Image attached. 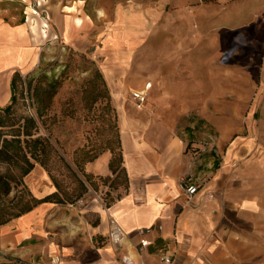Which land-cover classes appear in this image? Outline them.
Here are the masks:
<instances>
[{
  "label": "crops",
  "instance_id": "0c3cea01",
  "mask_svg": "<svg viewBox=\"0 0 264 264\" xmlns=\"http://www.w3.org/2000/svg\"><path fill=\"white\" fill-rule=\"evenodd\" d=\"M195 1V9L200 8L195 14L200 19L195 29L197 36L212 39L216 53L217 46H221L218 39L226 34L231 35L232 44L260 49L252 94L248 93L246 101L238 100L243 73L238 74L241 67L237 63H230L222 72L221 77L230 80L228 100L224 102L222 87L215 82L208 89L200 84L198 89L193 88L197 97L179 102V96L187 93L185 88L176 86L173 75L159 78L157 73L155 82L166 80L163 94L177 96L175 102L180 106L176 109L203 115L205 122L197 124L198 131L184 138L163 122L138 118L152 91V82L131 91L144 90L146 94L142 104L132 99L135 108L122 101L121 96L137 83L136 77L130 81L120 76L115 81L114 75L106 72L107 84L118 103L120 170L127 183L110 192L108 205L103 198L108 186L98 191L88 187L73 203H42L1 226L6 246L18 255L39 264H122V255L144 264H164L162 253L172 257V264H264V0H216L200 6ZM38 2L43 4L40 10L45 15L29 18L24 16L28 13L26 0H0V80H5L0 83V108L10 101L12 75L19 72L25 77L33 72L43 61L45 47L58 38L72 40L80 28L74 21L83 18L74 14V6H70L72 12L59 13L54 10L56 4L50 12L47 0ZM184 8L182 14L186 18ZM75 9L78 11L80 6ZM133 12L140 14L136 9L126 14ZM46 23L51 26L49 38L45 36ZM178 24L166 23V31L173 32ZM182 24L190 29V23ZM50 36L57 40L52 42ZM181 42L188 53L189 41ZM125 47L127 50L112 60L122 72L129 64L131 50L127 40L121 50ZM223 52L232 53V57L239 55L237 49ZM207 60L202 54L197 58L199 79L207 73L208 78H217L219 69L212 70ZM191 61L184 53H172L166 58L172 73L182 76L187 71L181 70L179 64ZM207 112L212 113L206 116ZM208 138L211 141L205 152L199 154L201 142ZM111 157L107 153L89 162L85 173L113 178ZM192 160L195 163L189 173ZM30 173L27 184L37 198L53 192L46 186L49 179L44 170L35 168ZM187 175L200 183L191 198L180 186ZM111 221L124 233L119 246L109 238ZM142 239L149 246L142 248Z\"/></svg>",
  "mask_w": 264,
  "mask_h": 264
},
{
  "label": "rangeland",
  "instance_id": "374dc122",
  "mask_svg": "<svg viewBox=\"0 0 264 264\" xmlns=\"http://www.w3.org/2000/svg\"><path fill=\"white\" fill-rule=\"evenodd\" d=\"M213 1L216 0H198V5L213 3ZM36 2L39 6H33V4L36 5ZM195 3V0H47L45 4L50 12L55 4L54 10L59 13L62 10L67 12V7L74 6L72 8L74 14L79 13L83 18V23L73 33L72 40L64 41L61 38L57 40L50 36L52 42L57 40L56 43L49 44L50 46L43 49V61L28 75L34 78L40 77L42 86H45L53 77H56L61 83L46 109L44 125L38 123L35 135V137L44 138L49 144V148L43 157L46 167L36 163L34 169L44 170L49 179L46 186H49L52 191L58 189L60 196L64 199L67 197L74 199L79 192V182L86 183L84 173L89 160H95L107 153L117 155L120 149V124L116 107L118 103L112 95V89L107 84L106 72H111L115 81H118L120 76L126 77V80L130 81L136 77L137 83L121 96L122 101L133 107L135 106L132 104L131 91L140 89L146 82H152V91L143 104V114L138 118L163 122L184 138L198 131L197 124L205 122L203 115L199 111L176 109L180 106L175 102L177 96L167 97L163 94L162 87L165 86L166 80H162L163 84L155 82L157 73L159 78L173 75L176 86L185 88L187 93L184 96H179V102L183 100L186 102L197 97L193 94V88L198 89L201 84L208 89L212 82L222 87L221 98L224 102L225 99L228 100L226 97L230 80L224 79L221 75L227 70L230 63H237L241 67L238 74L243 73L241 75L243 82L238 87V100L240 98L241 101H246L248 93L249 96L252 94L256 83L254 66L258 65L260 49L232 44L231 35L227 36L228 34H226L221 35L223 38L220 36L218 39L221 46H217L219 51L216 53L217 49H215L212 39H203L201 36H197L195 29L200 19L195 14L199 12L200 8L195 9L197 5ZM25 5L28 13L24 16L35 18L34 16L45 15L40 10L43 4L38 0H26ZM75 6H80V9L77 11ZM184 6L193 9H188V11ZM182 8L187 14L186 18L182 14ZM33 9L38 14H33ZM135 9L142 15L144 24L142 27L134 24L140 19H133L131 14H126ZM118 10L122 12L120 18L117 15ZM46 17L49 20L48 14ZM51 18L50 15V20ZM168 18H173V21H167ZM168 22L179 23L177 29L174 28L173 32H167L165 24ZM182 23H190V29H187ZM46 25L47 28L44 27L47 30L45 36L49 38V35H52L51 26L49 23ZM114 31L124 35V41L127 40L130 46L128 47L131 50L128 54L129 64L126 66L125 72L117 70V66L112 64L114 53L111 43L107 40L111 38ZM183 40L189 41L188 53L181 47ZM175 45L178 47L174 48ZM227 49L233 51L237 49L239 55L232 57V53L223 52L221 54L223 50ZM126 50L127 47L122 51ZM172 53L178 55L184 53L193 59L188 64H179L181 70L187 71L184 76L181 73H174V75L171 71V64L166 63V58ZM200 54L208 59L207 65H210L212 70L215 67L219 69L215 73L217 78H208V73L206 77L198 78L197 58ZM186 65L189 66V69ZM96 69L105 81L107 96L97 97L98 86L102 87L101 80L95 74ZM159 80L161 81V79ZM3 81L5 80H0V83ZM95 84L98 85L97 88L94 86ZM180 90L181 88L178 89V91ZM238 103L240 105V102ZM13 109L10 114V118L13 120H19L22 116L30 113L35 114L34 106L27 94L23 98L18 95ZM211 113L207 112L206 116ZM0 130L7 131L6 129ZM4 137L2 136L0 139ZM20 166H22L20 161H18V166L0 162V173L22 181V185L20 184L17 189L11 184L7 195L0 197V205H5L11 213L18 212L21 206L20 203L18 205L20 200L25 201L30 197L37 198L27 184L29 174L20 178ZM86 185L88 186L87 183ZM97 186L99 190H103L107 185L98 182ZM121 188H123V184L120 185L119 189ZM0 264L39 263L33 259L21 257L16 250H12L11 246H6L5 236L0 233Z\"/></svg>",
  "mask_w": 264,
  "mask_h": 264
},
{
  "label": "trees",
  "instance_id": "16d2710c",
  "mask_svg": "<svg viewBox=\"0 0 264 264\" xmlns=\"http://www.w3.org/2000/svg\"><path fill=\"white\" fill-rule=\"evenodd\" d=\"M95 74L97 78L101 80L102 87L100 88L97 84L94 85L96 88L98 86L96 93L97 97L107 96L105 81L97 69L95 70ZM28 75L25 76L26 78H22L23 76L19 72H15L12 75L10 80V101L7 105L0 108V129L7 130L5 132L0 130V138L5 136L3 139H0V162L18 166V161H20L22 165L20 166V178L30 174L36 163L46 167L43 157L48 151L49 144L44 138L39 136L35 137V135L38 129V123L40 122L44 125L46 109L49 107L50 102L57 93L61 84L56 77H53L46 83L45 86H42L40 77L34 78ZM25 94H27L31 99V104L34 106L35 114H27L22 116L19 120L11 119L10 114L14 110L13 108L17 101L18 95L19 97L23 98ZM119 146L120 149L117 155L111 154L112 157L109 163L111 172L114 175L113 178L94 177L84 173L86 183L95 191L99 190L97 186L98 182L108 186V190L103 197L107 205L112 199L110 192L117 190L118 186L121 184L125 186L127 183V179L124 176L123 171L120 170V165L122 163L120 141ZM92 160L93 159L89 160V162ZM86 183L81 181L79 182V192L74 197V199H70L68 197L64 199L62 196H60V192L57 189L56 191H53L49 195H46L42 198L30 197L25 201L20 200L18 205L20 203L21 206L16 213H11L7 210L5 205H0V226H3L9 221L32 211L35 207L42 203L67 204L66 201L73 203L80 199L87 192L88 186ZM11 184H13L17 189L20 184L22 185V181L21 179L16 180L13 177H8L4 173H0V197L2 195H7L11 189Z\"/></svg>",
  "mask_w": 264,
  "mask_h": 264
},
{
  "label": "built area",
  "instance_id": "2783aa9c",
  "mask_svg": "<svg viewBox=\"0 0 264 264\" xmlns=\"http://www.w3.org/2000/svg\"><path fill=\"white\" fill-rule=\"evenodd\" d=\"M33 6H39V4L36 2V5L33 4ZM35 9H33V14H38L36 13V11H34ZM45 28H47V25H44ZM132 99L137 102L138 104H142L145 101V91L143 90H137V91H133L131 94ZM209 139V140H208ZM207 141H205V143L201 142L200 144V150H199V154L200 153H204L205 149L207 147V145L209 144V141H211V138H208ZM196 154V155H199ZM194 160H192L190 166H189V173H191V170L193 168V164H194ZM181 189L182 191L185 193V195L187 196V198H191L194 194L197 193L200 183L199 182H195L194 180L191 179V177L189 175L185 176L182 180H181ZM141 233H144L145 230H141ZM123 237H124V233L121 230V228L114 222L111 221V227L109 230V238L110 240L117 246L120 245V243L123 241ZM140 246L142 248L149 246V242L146 240H140L139 242ZM161 261L164 264H172L173 259L171 256L166 255L165 253L161 254L160 257ZM120 262L122 264H144L143 262H138L134 259H131L130 257H128L127 255H122L120 257Z\"/></svg>",
  "mask_w": 264,
  "mask_h": 264
},
{
  "label": "bare ground",
  "instance_id": "6f19581e",
  "mask_svg": "<svg viewBox=\"0 0 264 264\" xmlns=\"http://www.w3.org/2000/svg\"><path fill=\"white\" fill-rule=\"evenodd\" d=\"M67 11L68 12H72V9L70 7H67ZM118 17L120 18L121 16V10H118L117 12ZM131 18L133 19H140L136 21V26H140L142 27L143 24V20H142V15L138 14V13H131ZM130 20V19H129ZM75 24L77 25V27H81L83 21L80 18H75ZM125 37L124 35L118 33L117 31H114V33H112V36L110 39L107 40V42L111 43L112 48L114 49V55L119 56L122 52L121 48L124 44Z\"/></svg>",
  "mask_w": 264,
  "mask_h": 264
}]
</instances>
